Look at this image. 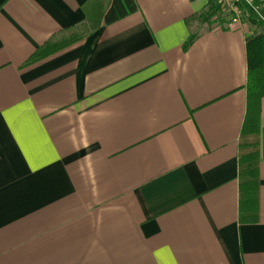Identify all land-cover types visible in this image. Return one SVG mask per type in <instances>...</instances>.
<instances>
[{
	"label": "crops",
	"instance_id": "0c3cea01",
	"mask_svg": "<svg viewBox=\"0 0 264 264\" xmlns=\"http://www.w3.org/2000/svg\"><path fill=\"white\" fill-rule=\"evenodd\" d=\"M110 2L0 0V264H264L262 27L208 29V0L104 25Z\"/></svg>",
	"mask_w": 264,
	"mask_h": 264
},
{
	"label": "trees",
	"instance_id": "16d2710c",
	"mask_svg": "<svg viewBox=\"0 0 264 264\" xmlns=\"http://www.w3.org/2000/svg\"><path fill=\"white\" fill-rule=\"evenodd\" d=\"M137 9L135 0H111L109 7L103 15V24L111 25L116 23L134 14ZM220 16L221 14L219 8L215 5V0H208L206 10L198 16V20L202 23H210L213 18L219 19ZM251 22L259 25L254 20ZM262 29L263 36L256 37L247 43L248 68L245 87L247 94V113L243 128L251 130V134L253 135L257 132L256 118L259 116L260 100L264 97V28L262 27ZM194 40L195 37L191 36L184 44L183 50L186 51ZM255 159V154H249L243 158L240 157V165H245V172L241 171V176L245 174L246 177V182L243 181L240 188L243 195L252 193L257 187L254 181L256 169L253 166V162ZM244 185L246 186L244 187ZM247 203L249 202H245L243 205H248Z\"/></svg>",
	"mask_w": 264,
	"mask_h": 264
},
{
	"label": "built area",
	"instance_id": "2783aa9c",
	"mask_svg": "<svg viewBox=\"0 0 264 264\" xmlns=\"http://www.w3.org/2000/svg\"><path fill=\"white\" fill-rule=\"evenodd\" d=\"M215 5L230 24L254 20L264 28V0H215Z\"/></svg>",
	"mask_w": 264,
	"mask_h": 264
},
{
	"label": "rangeland",
	"instance_id": "374dc122",
	"mask_svg": "<svg viewBox=\"0 0 264 264\" xmlns=\"http://www.w3.org/2000/svg\"><path fill=\"white\" fill-rule=\"evenodd\" d=\"M222 18H223V17H222ZM222 20H226V21H227V18L224 17ZM211 22H213V23H211ZM211 22H210L211 24H210V23L208 24L207 28H208V29H215V28L217 27V25L215 26V24H216L217 22L215 21L214 18L211 20Z\"/></svg>",
	"mask_w": 264,
	"mask_h": 264
}]
</instances>
